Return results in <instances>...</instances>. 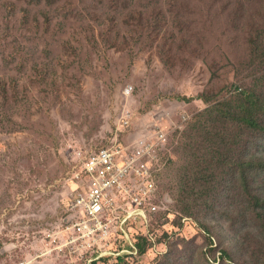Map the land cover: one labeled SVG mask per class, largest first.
<instances>
[{
	"label": "rangeland",
	"instance_id": "374dc122",
	"mask_svg": "<svg viewBox=\"0 0 264 264\" xmlns=\"http://www.w3.org/2000/svg\"><path fill=\"white\" fill-rule=\"evenodd\" d=\"M181 1H190L182 15L170 0H134L143 6L116 18L100 7L97 19L77 21L66 19V3L33 9L29 2L0 0V73L19 84L5 111L14 122L0 127V264H69L53 252L50 232L78 188L79 152L120 134L128 142L157 117L165 124L180 114L190 123L162 180L172 201L168 232L160 228L161 238L140 264H264V232L240 191L253 158L249 185L264 198V133L223 108L251 89L264 90V52L248 42L251 31L244 39L234 29L230 6ZM134 10L145 13L147 29L128 25ZM183 23L189 25L179 28ZM155 27L163 30L162 42L146 37ZM10 28L24 42L34 39L31 28L38 36L26 68L13 59V40L3 38ZM201 155L206 163L194 170Z\"/></svg>",
	"mask_w": 264,
	"mask_h": 264
},
{
	"label": "built area",
	"instance_id": "2783aa9c",
	"mask_svg": "<svg viewBox=\"0 0 264 264\" xmlns=\"http://www.w3.org/2000/svg\"><path fill=\"white\" fill-rule=\"evenodd\" d=\"M182 120L187 116L182 115ZM168 134L157 117L133 140L119 142L117 136L111 146L88 157L83 150L79 152L83 167L76 174L78 188L66 217L50 232L53 252L69 264H95L109 256L137 254L129 234L132 223L135 231L146 233L149 214L164 204L158 195L155 168ZM121 239L134 251L119 248Z\"/></svg>",
	"mask_w": 264,
	"mask_h": 264
},
{
	"label": "trees",
	"instance_id": "16d2710c",
	"mask_svg": "<svg viewBox=\"0 0 264 264\" xmlns=\"http://www.w3.org/2000/svg\"><path fill=\"white\" fill-rule=\"evenodd\" d=\"M17 2L25 1L29 2L30 5L33 6V9L37 6H41L42 4H47L50 7L59 6V4L66 3V9L70 11V14L67 16V20L76 19L77 21H90L97 19V15L95 11L98 8L105 9L106 17L108 18H116L119 15V12L126 8L131 9H139L143 6L135 4L134 0H90L87 3L81 4L83 8L81 10V5H76L75 0H16ZM80 2H84L85 0H79ZM156 4L159 3L160 0H153ZM216 3L218 1L221 2L222 8L231 7L229 21L233 23L234 29L243 35L245 39V33L247 31H251L252 34L248 39V42L252 47L257 48L256 52H264V50L260 49V47L264 46V0H215ZM190 2V1H189ZM189 2L181 1V0H170V6L172 10H177L182 15L186 10ZM16 5V4H15ZM145 5V4H144ZM212 3L207 4L209 8H213ZM260 7V9L258 8ZM24 11L29 14L30 10L28 8L24 9ZM145 13L134 10L130 14V20L128 25L132 26L135 25L137 28H146L145 22ZM13 16H16L14 14ZM79 17V18H75ZM167 21L168 18L165 17ZM46 22L51 26L53 23V18L48 15ZM7 23L12 24L13 20L10 19ZM176 23V27H177ZM28 22L22 24V28L27 27ZM189 24L183 23L179 28L182 26H188ZM29 33L31 34L32 38L28 42H24L19 38V32L10 28V33L3 36V38H11L13 40V49L16 52L13 55V59L17 64H22L23 68L27 67V60L29 58H33L36 49L33 44L36 43L38 39L37 34L35 33V29H29ZM147 39H151V41H155L157 39L162 42L165 40V36L163 34V30L159 29V27H155L152 29H148V36L146 34ZM171 37L175 40V35L173 32ZM46 38V36H45ZM146 39V40H147ZM194 43V42H193ZM196 44V43H195ZM198 45V44H196ZM30 54L31 57L28 55ZM264 55V53L262 54ZM4 59L2 60L3 63ZM1 68V66H0ZM264 84V79H262ZM19 91V84L17 83L16 79H9L4 74L0 73V127H7V124L14 122V116L10 113H6L5 111L12 108L10 105V100L14 97V93ZM264 90L259 92H255L254 89H251L250 92H245L235 98L229 100V102L223 103V108L225 109L226 113H229V116L234 119L236 122H240L245 128L249 129L250 131H259L264 133V94H262ZM180 98V97H179ZM199 99H202L204 102H208L209 99L200 96ZM15 106L18 104L17 101L14 102ZM8 105V106H7ZM213 109H217L216 107H212L211 109L206 110L204 114H207ZM190 118L183 122L182 116L180 114L179 119L177 122H166L164 125L167 127L169 134L166 143L165 149L161 153L160 161L158 167L153 169L155 170V178L157 179L158 183V195L159 198L164 202L163 206L157 210L156 212L149 214V223L147 226V232H137L135 231L136 226L132 223V228L129 231L131 240L133 241V245L137 250V254H129L120 257L109 256L104 258L100 262H96L95 264H140V259L143 258L146 252H149L151 248L158 242L161 238L158 236L157 232L160 228L166 230V223L168 218V211L169 206L172 203L171 199L165 195L163 191V184L162 180L164 181V177L175 162V155L176 151L180 146L181 137L184 132L187 130ZM162 122V119H161ZM176 127H174V125ZM16 124V123H14ZM123 134H120L118 137L119 142H124ZM113 140L110 142H106L105 144L101 145L100 147L95 148L93 151H89L86 156L88 157L91 153L100 150L101 148L111 146ZM206 156H198L197 157V164L193 168L194 170L197 166L204 165L206 163ZM253 164V158L248 160L247 169L243 172L241 176L242 181V190L243 195L248 199L249 206L247 207L249 211H252L256 214L258 221L261 224L262 230L264 232V198L252 192L250 185H249V170L251 169ZM198 172H195V174ZM193 191V190H192ZM189 193H192L191 191ZM170 201V202H169ZM246 208V211H247ZM167 231V230H166ZM168 232V231H167ZM166 232V233H167ZM166 235V234H165ZM164 236V235H163ZM212 235L209 234V239L211 241ZM127 248L130 251H134V247H131L128 242L124 239H121L119 248ZM223 254L226 255V252L223 251Z\"/></svg>",
	"mask_w": 264,
	"mask_h": 264
}]
</instances>
